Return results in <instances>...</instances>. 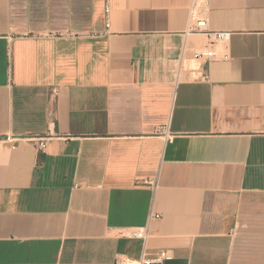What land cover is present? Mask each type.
Here are the masks:
<instances>
[{
    "label": "crops",
    "instance_id": "crops-1",
    "mask_svg": "<svg viewBox=\"0 0 264 264\" xmlns=\"http://www.w3.org/2000/svg\"><path fill=\"white\" fill-rule=\"evenodd\" d=\"M108 1L0 0V264H264V0Z\"/></svg>",
    "mask_w": 264,
    "mask_h": 264
},
{
    "label": "built area",
    "instance_id": "built-area-1",
    "mask_svg": "<svg viewBox=\"0 0 264 264\" xmlns=\"http://www.w3.org/2000/svg\"><path fill=\"white\" fill-rule=\"evenodd\" d=\"M207 0H191V6L189 11V26L195 27L196 29H203L206 24V17H205V10H206ZM109 1L105 0V14L106 18H108L109 12ZM108 25V19L107 23ZM214 36L216 41H226L229 38L230 32L229 31H217L211 33ZM184 49V47L182 48ZM198 56L201 57H208L209 56V48L205 46L202 48L198 53ZM161 132L163 136L169 137V132L167 131L166 127L161 128ZM37 148L42 151L46 145V137L38 138ZM153 187L157 186V181L151 182ZM152 217H158L159 214H151ZM134 236L145 239L147 236V229L146 228H138L134 231ZM171 258V253L168 249H160L156 250L152 253L143 250L141 256L138 259H130L125 256H117L113 262V264H163L164 261Z\"/></svg>",
    "mask_w": 264,
    "mask_h": 264
}]
</instances>
